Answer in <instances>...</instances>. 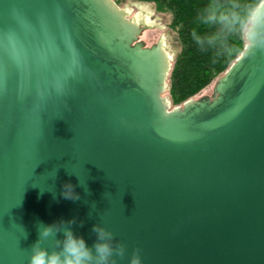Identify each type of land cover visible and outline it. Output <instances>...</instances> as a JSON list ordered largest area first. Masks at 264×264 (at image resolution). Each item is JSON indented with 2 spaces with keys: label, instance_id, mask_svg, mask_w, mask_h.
I'll use <instances>...</instances> for the list:
<instances>
[{
  "label": "water",
  "instance_id": "95a60500",
  "mask_svg": "<svg viewBox=\"0 0 264 264\" xmlns=\"http://www.w3.org/2000/svg\"><path fill=\"white\" fill-rule=\"evenodd\" d=\"M125 15L0 0V264L73 217L89 245L93 224L113 232L118 264L137 248L143 264H264V48L170 107L172 59Z\"/></svg>",
  "mask_w": 264,
  "mask_h": 264
},
{
  "label": "clouds",
  "instance_id": "9594fccd",
  "mask_svg": "<svg viewBox=\"0 0 264 264\" xmlns=\"http://www.w3.org/2000/svg\"><path fill=\"white\" fill-rule=\"evenodd\" d=\"M196 19L207 29L200 32L194 27L190 33L193 42L202 51L231 53L234 34L245 41V53L241 55L264 48V0L249 5H241L238 0H208ZM180 51L181 48L176 47L172 54ZM49 173L54 177L56 169ZM61 195L65 199H79V193L75 192L71 181L64 182ZM75 223L74 217L47 224L38 223V238L28 251L26 264H118L116 257L124 256L125 245L114 240L110 229L101 223L93 224L92 231L96 238L89 245L84 236L72 227ZM58 232L62 233L61 237H57ZM49 239L51 246L45 243ZM128 264H143L138 248L133 250Z\"/></svg>",
  "mask_w": 264,
  "mask_h": 264
},
{
  "label": "trees",
  "instance_id": "16d2710c",
  "mask_svg": "<svg viewBox=\"0 0 264 264\" xmlns=\"http://www.w3.org/2000/svg\"><path fill=\"white\" fill-rule=\"evenodd\" d=\"M125 0H114L121 4ZM152 2L159 12L171 16L170 25L176 33V40L181 51L175 55L167 82L169 90L167 95L170 105L182 104L189 98L197 95L218 78L229 65L239 56L245 46V41L238 34L231 38L233 51L231 53L214 50L202 51L193 42L191 30L196 27L198 31L207 29L197 23V14L208 0H137ZM241 5L257 4L260 0H238Z\"/></svg>",
  "mask_w": 264,
  "mask_h": 264
},
{
  "label": "rangeland",
  "instance_id": "374dc122",
  "mask_svg": "<svg viewBox=\"0 0 264 264\" xmlns=\"http://www.w3.org/2000/svg\"><path fill=\"white\" fill-rule=\"evenodd\" d=\"M140 3L144 5L146 9L149 11V16L146 18L148 22L145 19L139 20L136 18V13L139 10L138 5H140ZM118 6L119 7L128 6L130 8V12L125 15L127 19L132 20L137 23L140 22L145 26V28H143L142 33L140 35L141 40H143L146 45L154 44L157 40H160L162 43L163 50L166 52V54H168L171 57L172 62H173L176 54L173 55L172 53L176 47H179V44L176 40V33L170 25L171 16L165 12L157 11L155 8V5L152 2L125 0ZM216 79L217 78H215L208 86L203 88L194 97H198L201 95H209L211 93L213 84ZM166 83H167V87L163 95L166 96L169 100V97L167 95L169 86H168V82Z\"/></svg>",
  "mask_w": 264,
  "mask_h": 264
},
{
  "label": "bare ground",
  "instance_id": "6f19581e",
  "mask_svg": "<svg viewBox=\"0 0 264 264\" xmlns=\"http://www.w3.org/2000/svg\"><path fill=\"white\" fill-rule=\"evenodd\" d=\"M139 6V10H138V12L136 13V18L137 19H141V20H143V19H145L146 20V18L149 16V11L146 9V7L144 6V5H142L141 3H140V5H138ZM145 7V8H144ZM123 11H124V13L125 14H128L129 12H130V8L128 7V6H125V7H123ZM144 20V21H145ZM147 22H148V20H146ZM167 56H169L168 54H167ZM170 57V56H169Z\"/></svg>",
  "mask_w": 264,
  "mask_h": 264
}]
</instances>
